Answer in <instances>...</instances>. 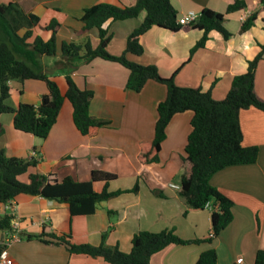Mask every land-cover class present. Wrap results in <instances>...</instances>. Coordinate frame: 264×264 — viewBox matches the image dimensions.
<instances>
[{"label": "crops", "instance_id": "obj_1", "mask_svg": "<svg viewBox=\"0 0 264 264\" xmlns=\"http://www.w3.org/2000/svg\"><path fill=\"white\" fill-rule=\"evenodd\" d=\"M136 0H0V4L15 3L24 13L35 16L38 24L33 36L47 40L45 31L51 22L58 23L56 42L98 45V30H83V11L97 4L117 7L131 6ZM236 0H169L177 19L189 13L200 14L209 9L223 15V27L231 35L224 39L211 32L208 40L192 55L191 50L202 38L197 29L170 31L152 27L139 38L141 56L126 54L127 60L138 65H153L163 78L173 77L178 87L209 92L216 101L225 98L234 76L243 74L248 61L253 60L264 44V7L261 0H241L246 7L227 13ZM258 12L255 24L240 33L241 24ZM145 12L135 19L108 21L103 29L111 36L106 51L112 56L125 52L128 36L143 21ZM44 72L56 82L62 94L66 91L65 74L70 73L80 89L93 92L89 105L91 117L107 122L93 137L81 135L74 126L72 108L63 103L56 123L45 139L16 131L12 114L0 115L4 133L0 149L7 157L37 162L31 170L41 175L54 174L59 181L71 178L88 182L92 171L113 174L108 191L121 195L98 203L91 215L71 216L66 204L42 197L20 195L1 214L19 222L21 238L8 250L12 264H109L102 258L71 255L63 246L26 240L27 235H39L43 230L56 236L69 235L74 244L98 246L102 242L128 253L132 237L141 231L173 230L183 240L205 239L211 234V212L190 210L179 197L183 173L182 157L193 113L175 115L166 128L158 160L142 164L139 154L149 148L154 137L157 106L167 93L166 86L147 81L138 93L128 90L129 72L116 62L94 58H63L59 53L43 58ZM35 82V83H33ZM11 81L6 104L16 108L20 103L38 106L46 93L44 83ZM254 92L264 100V57L259 62L254 79ZM8 115V116H5ZM242 145L258 148V158L251 165H237L215 173L210 184L233 202V220L208 244L170 245L150 258V264H195L199 255L213 247L217 264H236L238 257L254 264L255 254L264 249V113L254 108L239 114ZM26 177L22 178L25 181ZM93 188L100 192L103 183ZM133 189H135L134 192Z\"/></svg>", "mask_w": 264, "mask_h": 264}, {"label": "trees", "instance_id": "obj_2", "mask_svg": "<svg viewBox=\"0 0 264 264\" xmlns=\"http://www.w3.org/2000/svg\"><path fill=\"white\" fill-rule=\"evenodd\" d=\"M264 7V0H261ZM246 7L241 0L228 6L226 12L232 13ZM141 12L145 17L141 24L128 36L125 52L121 56H112L106 48L111 36L103 29L108 22L135 19ZM177 12L169 0H136L131 6L117 7L108 4H97L83 11L80 22L83 30H98V45L92 49L89 44L62 43L58 47L56 32L58 23L51 22L45 31L50 33L47 40L33 36V28L38 19L26 14L15 3L0 4V115L12 114V125L16 131L45 139L58 118L65 101L72 108V119L78 132L86 137H93L100 127L107 122L90 116L89 105L93 92L80 89L70 73L65 74L66 91L62 94L55 81L44 72L43 58L54 57L58 53L63 58L82 59L86 62L101 58L116 62L129 72L126 87L133 92H140L147 81H155L166 86L165 99L157 106V119L154 126V137L149 148L139 154L142 164L155 163L162 142L166 137V128L171 119L180 113L190 111L193 117L190 122V133L182 157L183 173L180 179L179 197L190 210H204V205L211 202L218 204V211L211 213V234L205 239L183 240L173 230H162L152 233H136L130 242L128 253L117 247L74 244L69 235L56 236L43 230L39 235H27L26 240H39L45 244L63 246L71 255H85L102 258L109 264H150V258L170 245L208 244L233 220V202L210 184V179L218 171L237 165H251L257 161L258 148L242 145V131L239 114L243 110L254 108L264 113V100L257 98L254 92L255 72L264 57V44L260 52L248 61L243 74L236 75L230 88L221 101L212 98L209 92L195 88L178 87L173 77L163 78L153 65H138L125 57L131 54L139 57L143 48L139 38L156 26L170 31L179 29H197L203 32L202 38L191 50V54L205 45L211 32L219 33L224 39L230 33L223 27L224 17L209 9H203L199 18L190 25L176 23ZM258 17L252 13L242 24L239 32L248 31ZM264 21V20H263ZM264 30V26H263ZM16 81H40L44 83L46 93L41 97L38 106L20 103L16 108L6 104L9 99L8 83ZM4 129L0 123V137ZM37 162L33 159L22 160L7 157L0 149V207L7 205L20 195L42 197L49 201L66 204L71 216L91 215L98 203L121 195L122 191H108L109 183L116 179L113 174L92 171L88 182H76L71 178L59 181L54 174L41 175L31 170ZM26 177L25 181L22 178ZM95 183H103L100 192L93 188ZM133 189L132 192H134ZM12 217L0 213V232L10 230ZM2 247H0L1 253ZM195 264H217L216 250L210 247L203 251ZM254 264H264V249L255 254Z\"/></svg>", "mask_w": 264, "mask_h": 264}, {"label": "built area", "instance_id": "obj_3", "mask_svg": "<svg viewBox=\"0 0 264 264\" xmlns=\"http://www.w3.org/2000/svg\"><path fill=\"white\" fill-rule=\"evenodd\" d=\"M200 14L189 13L180 18L176 19V23L181 26L190 25L199 18ZM170 188L179 190L180 186L175 184H170ZM12 202V200L10 201ZM10 202L7 205L1 206V208L7 209L10 206ZM218 204L213 205L211 202H207L204 205V210L209 212L218 211ZM21 238L19 222L17 219L13 218L10 223V230L0 232V247H2L0 253V264H12V261L9 257L8 250L9 248ZM236 264H246L243 258L238 257L236 259Z\"/></svg>", "mask_w": 264, "mask_h": 264}, {"label": "rangeland", "instance_id": "obj_4", "mask_svg": "<svg viewBox=\"0 0 264 264\" xmlns=\"http://www.w3.org/2000/svg\"><path fill=\"white\" fill-rule=\"evenodd\" d=\"M31 82H33V81H29V83H31ZM33 83H35V82H33ZM5 116H8V115H5Z\"/></svg>", "mask_w": 264, "mask_h": 264}]
</instances>
